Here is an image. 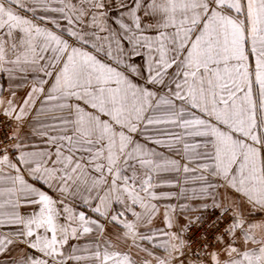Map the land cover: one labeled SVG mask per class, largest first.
I'll list each match as a JSON object with an SVG mask.
<instances>
[{
	"label": "snow or ice",
	"instance_id": "6c2138e0",
	"mask_svg": "<svg viewBox=\"0 0 264 264\" xmlns=\"http://www.w3.org/2000/svg\"><path fill=\"white\" fill-rule=\"evenodd\" d=\"M0 264H264V0H0Z\"/></svg>",
	"mask_w": 264,
	"mask_h": 264
}]
</instances>
